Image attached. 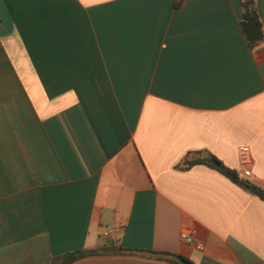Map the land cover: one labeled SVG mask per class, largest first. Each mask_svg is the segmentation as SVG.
Returning <instances> with one entry per match:
<instances>
[{"label": "crops", "instance_id": "1", "mask_svg": "<svg viewBox=\"0 0 264 264\" xmlns=\"http://www.w3.org/2000/svg\"><path fill=\"white\" fill-rule=\"evenodd\" d=\"M240 21V0H0V264L106 240L128 252L70 264H264V202L177 168L208 151L264 188V40Z\"/></svg>", "mask_w": 264, "mask_h": 264}, {"label": "trees", "instance_id": "2", "mask_svg": "<svg viewBox=\"0 0 264 264\" xmlns=\"http://www.w3.org/2000/svg\"><path fill=\"white\" fill-rule=\"evenodd\" d=\"M183 2L184 0H173V5L175 8H179L183 5ZM240 9V25L242 33L245 36L248 45L250 47H254L264 40V28L256 10L255 0H240ZM195 165H204L210 169L216 170L242 188L249 186V192L264 202V188L251 183L248 180L240 178L235 169L228 167L214 154L208 151L189 153L177 165V168L189 169ZM125 252H128V250L116 245V243L112 240H106L102 246L94 249H80L64 253L58 257H55L50 264H70L73 261L88 255ZM148 253L165 257L167 260L175 264H194L192 261L179 254L158 253L153 251H148Z\"/></svg>", "mask_w": 264, "mask_h": 264}, {"label": "built area", "instance_id": "3", "mask_svg": "<svg viewBox=\"0 0 264 264\" xmlns=\"http://www.w3.org/2000/svg\"><path fill=\"white\" fill-rule=\"evenodd\" d=\"M240 150H241L243 153H248V152H249V148H248V147H241ZM243 175H244L245 177H249V176H250V171L245 170V171L243 172ZM115 231H116L115 228L107 229V230H105V231L102 232V237L105 238V239H109V238L112 237V235L115 233ZM193 235H194V230H193V229H191V228H185V229H183V230L181 231V233H180V238H181V240H182L184 243H186V244H188V245H190V246H194V247H196V248L203 249V248H204L203 245H201V244H199V243H196V242L194 241V237H193Z\"/></svg>", "mask_w": 264, "mask_h": 264}, {"label": "water", "instance_id": "4", "mask_svg": "<svg viewBox=\"0 0 264 264\" xmlns=\"http://www.w3.org/2000/svg\"><path fill=\"white\" fill-rule=\"evenodd\" d=\"M246 189H249L250 187L249 186H245Z\"/></svg>", "mask_w": 264, "mask_h": 264}]
</instances>
